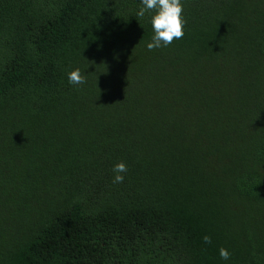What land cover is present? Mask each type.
<instances>
[{
    "label": "trees",
    "instance_id": "16d2710c",
    "mask_svg": "<svg viewBox=\"0 0 264 264\" xmlns=\"http://www.w3.org/2000/svg\"><path fill=\"white\" fill-rule=\"evenodd\" d=\"M181 3L0 0V264H264V0Z\"/></svg>",
    "mask_w": 264,
    "mask_h": 264
},
{
    "label": "clouds",
    "instance_id": "9594fccd",
    "mask_svg": "<svg viewBox=\"0 0 264 264\" xmlns=\"http://www.w3.org/2000/svg\"><path fill=\"white\" fill-rule=\"evenodd\" d=\"M142 7L137 12V15L143 17L146 11L154 12L151 17V25L154 35L151 42L147 43V48L153 50L160 47H167L175 39H182L184 36L182 19L183 5L181 0H141ZM68 83L71 85H83L86 83V76L81 73L80 69L69 71L67 73ZM112 171L115 173L113 183H122L124 176L121 173L127 172V165L123 162H118L113 166ZM205 244H211V237L203 236ZM221 259L228 260L230 253L227 249L221 247L219 249Z\"/></svg>",
    "mask_w": 264,
    "mask_h": 264
},
{
    "label": "rangeland",
    "instance_id": "374dc122",
    "mask_svg": "<svg viewBox=\"0 0 264 264\" xmlns=\"http://www.w3.org/2000/svg\"><path fill=\"white\" fill-rule=\"evenodd\" d=\"M55 139L60 141H65V140H71V139H81V140H87L91 141L90 143H94L96 140V137L98 136V133L92 132V131H84V130H68L66 129L65 133H59V135H55ZM94 137V138H91ZM71 147H76L78 150H81L84 148L83 145H76V146H70L66 145L65 148H62V156L69 155L70 151H76L73 149H69ZM90 149V147H89Z\"/></svg>",
    "mask_w": 264,
    "mask_h": 264
}]
</instances>
